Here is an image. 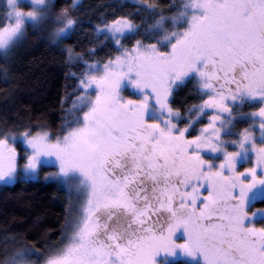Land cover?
<instances>
[{"label":"snow or ice","instance_id":"snow-or-ice-1","mask_svg":"<svg viewBox=\"0 0 264 264\" xmlns=\"http://www.w3.org/2000/svg\"><path fill=\"white\" fill-rule=\"evenodd\" d=\"M7 7L5 83L29 26L77 70L55 129L0 117V184L65 193L56 238L5 234L0 264H264V0H121L89 29L78 0Z\"/></svg>","mask_w":264,"mask_h":264},{"label":"trees","instance_id":"trees-1","mask_svg":"<svg viewBox=\"0 0 264 264\" xmlns=\"http://www.w3.org/2000/svg\"><path fill=\"white\" fill-rule=\"evenodd\" d=\"M58 5L71 3V0H56ZM80 15L84 28L89 29L87 21L95 20L98 12L105 11L101 5H115L121 0H79ZM126 6L129 0H123ZM7 14L6 0H0V20ZM7 22V21H5ZM89 37L84 35L78 51L88 45ZM65 43H71L66 41ZM69 70L77 67L66 62L61 47L53 46L47 39L36 33L31 26L25 41L17 50L10 63L8 83L0 78V117L43 116L55 129L59 124L60 98L65 85L74 83L66 78ZM191 82L176 92V103L188 92ZM7 90V91H6ZM189 99H192L189 96ZM244 120H238L242 125ZM65 193L54 183L41 180H21L10 186H0V237L15 235L41 246L45 238L55 239L62 223ZM0 251V256H2ZM177 259L170 264H185Z\"/></svg>","mask_w":264,"mask_h":264},{"label":"rangeland","instance_id":"rangeland-1","mask_svg":"<svg viewBox=\"0 0 264 264\" xmlns=\"http://www.w3.org/2000/svg\"><path fill=\"white\" fill-rule=\"evenodd\" d=\"M79 1V0H78ZM30 2H31V0H17V3H18V5H19V7L21 8V9H23V10H27L28 9V7L30 6ZM6 5H7V0H6ZM9 11V9H8V7H7V12ZM125 94L127 95V94H130V92L128 91V90H126L125 91ZM48 170H50V169H45V171H48ZM34 180H41V181H45L44 179H43V172H41V174H40V178H38V179H34ZM2 184H0V186H1ZM178 238H182V233H180V234H178ZM177 259H184V260H187V258H185V257H183V256H177V257H175V258H170V262L171 261H174V260H177Z\"/></svg>","mask_w":264,"mask_h":264}]
</instances>
